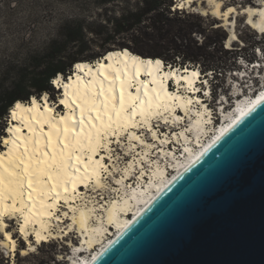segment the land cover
Listing matches in <instances>:
<instances>
[{
    "label": "bare ground",
    "instance_id": "obj_1",
    "mask_svg": "<svg viewBox=\"0 0 264 264\" xmlns=\"http://www.w3.org/2000/svg\"><path fill=\"white\" fill-rule=\"evenodd\" d=\"M196 1L177 2L185 9ZM208 2L220 15L221 0ZM248 14L249 25L264 34V3ZM162 62L115 50L94 62H77L69 79L57 80L60 103L33 96L14 105L0 141V243L8 254L14 257L18 247L8 230L9 220L16 219L29 246L22 249L24 255L33 251L29 236L40 243L75 233L81 243L72 264H92L157 196L264 100V92L254 101L243 99L233 113L222 116L224 123L211 136L215 108L201 97L209 98L210 88L201 86L204 93L199 94L200 68L182 72L184 68L173 66L168 71ZM172 80L178 85L175 91ZM161 126L168 133L161 135ZM124 141L133 157L117 174L112 157ZM176 145L184 152L182 163L176 162ZM164 160L169 163L163 165ZM134 179L138 183L131 185ZM86 251L92 254L77 259Z\"/></svg>",
    "mask_w": 264,
    "mask_h": 264
},
{
    "label": "water",
    "instance_id": "obj_2",
    "mask_svg": "<svg viewBox=\"0 0 264 264\" xmlns=\"http://www.w3.org/2000/svg\"><path fill=\"white\" fill-rule=\"evenodd\" d=\"M92 264H264V100Z\"/></svg>",
    "mask_w": 264,
    "mask_h": 264
},
{
    "label": "rangeland",
    "instance_id": "obj_3",
    "mask_svg": "<svg viewBox=\"0 0 264 264\" xmlns=\"http://www.w3.org/2000/svg\"><path fill=\"white\" fill-rule=\"evenodd\" d=\"M167 1L170 6L168 7L169 10L165 11L164 17L183 20L184 26L195 31L192 34V38L195 41L199 44L203 42L210 44V51L217 56L221 55L219 49L222 44L225 49L231 50L226 58H223L225 64L230 66V69L223 76L218 75V82H211L214 76L212 75L214 73L211 71H208L210 72L209 77L205 76L204 79V81L208 79V82L212 85L213 105L216 107L221 106L219 113L217 112L219 108L213 109L215 121L218 118V123L221 121L224 123V117L222 118V116L233 113L237 108L236 105L231 113L228 112L229 107L232 108L234 106L236 98L241 99L243 96L254 94L259 89L262 90L264 86V64L260 72L249 65L255 61L264 63V56L260 55L261 52L264 54V34L249 25L250 19L248 14V10L253 9L254 6H262L264 0H221L220 10L223 11L220 12V15L215 12L214 6L209 5L208 0H197L193 8L185 7V9H179L178 0ZM200 2H204L203 5H200ZM134 3L135 0H118V2L112 5L101 7L96 0H0V68L25 66L29 56L42 53L50 41L59 39L63 25L67 22L84 20L88 24L103 23L108 19L118 18L125 7ZM224 4H226V7ZM106 9L108 12H105ZM230 9L233 10L226 18L224 15ZM258 19V16L255 17L256 21ZM233 33L236 37L232 36ZM120 42H124V40L119 39L116 43L108 44L107 47L115 50ZM256 42H260V44L258 45ZM158 44L164 45L163 43L148 41H141L139 43L140 47L148 50V52H151L149 50H153L155 47L157 48ZM241 49V52L246 56L244 58L237 54ZM99 50L100 43L95 42L90 45L84 55L96 54ZM178 63L182 62L178 61ZM187 67L198 68L199 65H183L181 68L185 69ZM234 71L238 72L236 73L238 74L237 76L233 75ZM201 74L204 75L202 71ZM235 80L237 83L234 84ZM62 94L60 90H56L54 94L45 92L37 99L40 100L43 97H48L49 101H52L54 104L58 102ZM225 100H227L228 107L222 113ZM9 116L8 114V118L4 122L6 126L3 132L0 125V132L3 134L0 137V141L3 140L8 130ZM162 131L164 130L162 129ZM122 145L127 148L124 141L121 146L116 147L119 150L116 152L117 155L113 153L115 156L112 157V159H116L117 174L122 171L123 167L129 162L128 160H132L131 157H133V153L127 152L126 148ZM176 147L177 150L180 149V145H176ZM162 163L165 165L169 162L164 160ZM169 175L173 176L172 172ZM134 180V183L131 185L138 183L136 179ZM114 196V194L110 197L106 196V200L109 201ZM8 223V230L12 231L13 235L17 237L18 247L13 257L11 254H8V251L0 243V264H41V262L44 264H72L71 260L74 258L75 248L81 243L78 234H63L62 236L60 235L61 237L58 236L56 239H51L40 244L38 241L36 242L34 236H29L30 242L34 245L32 246L33 251L27 252L28 254L24 255L22 249H29V246L23 241V236L18 233V222L15 219L9 220ZM0 241H2V236H0ZM49 244L51 246H48ZM90 254H92V251L91 253L86 251L83 253V257H80L79 254L76 257L78 259L79 255L80 258H84V256H89Z\"/></svg>",
    "mask_w": 264,
    "mask_h": 264
},
{
    "label": "trees",
    "instance_id": "obj_4",
    "mask_svg": "<svg viewBox=\"0 0 264 264\" xmlns=\"http://www.w3.org/2000/svg\"><path fill=\"white\" fill-rule=\"evenodd\" d=\"M96 1L101 7L118 2ZM169 6L167 0H135L133 5L129 4L122 10L118 18H111L103 23L88 24L84 20L67 22L63 25L59 39L50 41L42 53L29 56L25 66L0 68L1 131L5 130L4 122L17 102L30 101L33 96L39 98L45 92L54 94L56 90L51 84L52 78L58 74L66 76L77 62H94L115 50L127 49L143 58L160 59L178 67L198 64L204 74L211 71L216 77L223 76L230 69L223 58L231 50L225 49L222 44L219 49L221 55L213 54L210 44H199L192 38L195 31L184 26L183 20L164 17ZM119 39L124 42H120L115 50L107 47ZM141 41L164 45L158 44L157 48L148 52L140 47ZM95 42L100 43L99 52L84 55ZM256 44L259 45L260 42ZM241 51L242 49L237 54L246 57Z\"/></svg>",
    "mask_w": 264,
    "mask_h": 264
},
{
    "label": "built area",
    "instance_id": "obj_5",
    "mask_svg": "<svg viewBox=\"0 0 264 264\" xmlns=\"http://www.w3.org/2000/svg\"><path fill=\"white\" fill-rule=\"evenodd\" d=\"M258 50L261 52L260 49H258ZM260 55L264 56L263 52H261ZM257 62H258V61H257ZM257 62L253 63L251 68H255V69H256V66H255V65L258 64ZM198 68H199V67H198ZM209 73H210V72H207V73H205L204 75L207 76V77H209ZM212 73H213V72H212ZM236 73H238V72H237V71H234V72H233V75L237 76L238 74H236ZM212 75H214V76L212 77L211 82H215V83H217L219 78L216 77L215 74H212ZM236 80H237V79H236ZM236 80L234 81V84L237 83ZM208 81H209V80L206 79V80H205V83L207 84V87L210 88V91H212V89H211L212 85H210V83H209ZM201 97L203 98L204 101H207V103H208L209 106H210V105H211V107L214 106V105H213V94H210V97H209V98L205 97V95H201ZM213 108H215V109L219 108V110H217V112H220V111H221V106H219V107L214 106ZM214 117H215V115H214ZM161 127H162V129L164 130V131H162V134H161V135H163V134H165V133H168V131H169L168 128H163V126H161ZM210 138H211V137H210ZM197 148H198V147H196V149H197ZM175 158H176V162H180V163L184 162V159H185L184 152H179V151H177V154L175 155ZM175 164H176V163H175ZM171 170H173V169H171ZM171 170L169 171V173L172 172ZM98 249H100V247H98Z\"/></svg>",
    "mask_w": 264,
    "mask_h": 264
}]
</instances>
